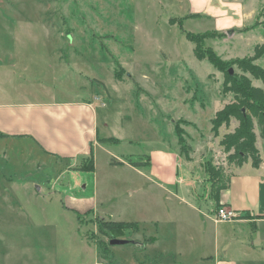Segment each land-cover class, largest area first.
I'll use <instances>...</instances> for the list:
<instances>
[{"label":"rangeland","instance_id":"1","mask_svg":"<svg viewBox=\"0 0 264 264\" xmlns=\"http://www.w3.org/2000/svg\"><path fill=\"white\" fill-rule=\"evenodd\" d=\"M262 23L264 0H0V104L92 102L98 139H118L98 140L94 170L82 171L88 154L50 156L0 137V264H186L193 253L176 249L188 250L198 218L209 260L197 264H264V220L254 229L209 219L241 216L223 205L230 218L217 214L207 162L255 215L264 214V161L228 163L221 140L238 122L214 132L211 119L234 95L187 38L212 33L204 48L244 59L264 44ZM253 63L264 68V56ZM226 69L264 91L236 63ZM254 130L264 160L256 118ZM153 151L175 153L172 182L151 174ZM108 221L137 223L114 237L136 243L111 245L99 227ZM233 231L246 246L228 241ZM149 236L159 243L142 245Z\"/></svg>","mask_w":264,"mask_h":264},{"label":"crops","instance_id":"2","mask_svg":"<svg viewBox=\"0 0 264 264\" xmlns=\"http://www.w3.org/2000/svg\"><path fill=\"white\" fill-rule=\"evenodd\" d=\"M96 124V113L93 103L85 100L73 103L52 102L43 104L22 102L0 104L1 137L19 140L26 139L36 145L41 153L50 156L71 157L78 154L85 156L90 150L93 152L94 146L99 143ZM175 156V153L172 152L165 153L153 151L150 156L149 165L151 174L166 182H172V180H168V177L174 175ZM172 164L174 166V171L171 173ZM257 168L260 169V167ZM232 185L233 182L230 178L227 187L219 191V203L228 207V209L232 210L236 215L238 214L241 216V218L232 222H216L212 219V216L209 219L214 224L243 223L252 227L254 226L255 229L256 225L264 220V214L254 215L247 210L248 208L243 207V203L239 204L238 199L235 198L232 193ZM189 208L197 213L200 211L192 204H189ZM240 209H243L242 212H240ZM245 215H247L246 218ZM199 222L201 224L200 226L204 224L202 220L198 218L194 226L195 228L190 229V232L185 235L184 240L187 243L184 244V247L188 250L181 252L179 249L175 248L177 253H181L180 255L193 253L191 258H184L186 264L205 262L204 258L208 257L206 254H203V252L209 249L207 246H204L208 244V242L203 239V232L199 228ZM244 232L247 233V230H244ZM232 234L233 235L228 237V233H226L224 236L228 237V241L234 239L233 245L246 246L244 242H239L237 240L235 236V234H237L236 231H233ZM173 235H175V233H173ZM158 243L159 239L156 236H149V239H146L145 242L141 241V244L144 246ZM189 247L191 249H189ZM252 247L253 245L249 248ZM227 263L228 261H224L222 264ZM212 264H220V262L212 258Z\"/></svg>","mask_w":264,"mask_h":264},{"label":"trees","instance_id":"3","mask_svg":"<svg viewBox=\"0 0 264 264\" xmlns=\"http://www.w3.org/2000/svg\"><path fill=\"white\" fill-rule=\"evenodd\" d=\"M264 26V23H262ZM212 33L192 34L187 33L189 41L194 43V54L198 59H205L218 70L224 71L226 82H224V90L233 93L234 100L225 104L219 109L211 119L212 129H217L222 125L228 124L232 119L238 122L237 126L229 133H226L221 144L224 151L228 152V163H234L235 166L241 167L245 162L250 160L253 167H259L262 159L259 150L256 147V134L254 130V118L259 124L260 135L264 138V91L259 87H253L250 81L245 77H237L230 74L226 68L236 63L243 70L248 71L257 79L264 80V68L253 63L256 59L264 56V44L255 47V53L251 57L244 59L228 60L221 59L210 47L204 48L201 40ZM221 34V33H220ZM2 135H0L1 137ZM100 141H118V139L109 137L99 139ZM181 142V141H180ZM82 165L77 168L82 171L94 170V158L92 150L88 155L83 157ZM146 163H149L147 157ZM136 164V163H135ZM133 165V163H131ZM206 173L208 180L215 190L214 202L216 210L219 209V191L227 187L230 176L225 175L222 167H214L211 162H207ZM247 215H245V218ZM137 226L134 222H115L108 221L99 223L101 231L114 237H121L126 228ZM108 230V231H107ZM100 248V247H99Z\"/></svg>","mask_w":264,"mask_h":264},{"label":"water","instance_id":"4","mask_svg":"<svg viewBox=\"0 0 264 264\" xmlns=\"http://www.w3.org/2000/svg\"><path fill=\"white\" fill-rule=\"evenodd\" d=\"M230 73H231V70H230ZM109 243L111 245H114V244L136 243V242L135 241H130V240H127V239H122V238H111L109 240Z\"/></svg>","mask_w":264,"mask_h":264},{"label":"built area","instance_id":"5","mask_svg":"<svg viewBox=\"0 0 264 264\" xmlns=\"http://www.w3.org/2000/svg\"><path fill=\"white\" fill-rule=\"evenodd\" d=\"M217 212V214L221 215L224 219L230 218L231 216L223 207H220Z\"/></svg>","mask_w":264,"mask_h":264}]
</instances>
